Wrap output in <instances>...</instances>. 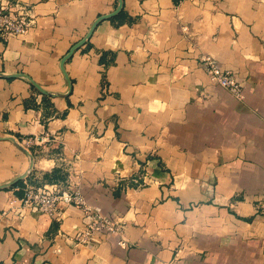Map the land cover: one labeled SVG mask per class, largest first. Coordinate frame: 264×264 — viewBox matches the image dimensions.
I'll return each instance as SVG.
<instances>
[{
	"label": "crops",
	"instance_id": "1",
	"mask_svg": "<svg viewBox=\"0 0 264 264\" xmlns=\"http://www.w3.org/2000/svg\"><path fill=\"white\" fill-rule=\"evenodd\" d=\"M115 0H0L30 21L0 34V73L65 93L58 62ZM64 62L65 96L0 77V264H264V0H122ZM204 57L239 97L210 82ZM100 58L101 61H100ZM42 96H45L43 98ZM75 189L114 233L22 207Z\"/></svg>",
	"mask_w": 264,
	"mask_h": 264
},
{
	"label": "built area",
	"instance_id": "2",
	"mask_svg": "<svg viewBox=\"0 0 264 264\" xmlns=\"http://www.w3.org/2000/svg\"><path fill=\"white\" fill-rule=\"evenodd\" d=\"M30 21L25 15L13 13L0 5V34L3 36H21L29 27ZM203 70L208 80L239 97V84L232 73L221 69L211 58H202ZM22 207L34 208L37 212L53 215L57 204L71 205L79 208L85 218L75 236L78 244H86L97 232L114 233L117 225L108 217L102 216L86 204L75 189H61L57 185L27 187L18 200Z\"/></svg>",
	"mask_w": 264,
	"mask_h": 264
},
{
	"label": "water",
	"instance_id": "3",
	"mask_svg": "<svg viewBox=\"0 0 264 264\" xmlns=\"http://www.w3.org/2000/svg\"><path fill=\"white\" fill-rule=\"evenodd\" d=\"M116 4L115 7L112 11L106 13V14H102L97 16L89 25L87 31L85 32V34L78 39L77 41H75L67 50L66 52L61 56V58L59 59L58 62V67L59 70L63 76L64 81L66 82L67 85V91L65 93H52L49 92L47 90H44L43 88H41L38 84H36L30 77H28L25 74L22 73H11V74H3L0 73V77H4V78H11V77H21L24 78L35 90H37L40 94L45 95V96H51V97H55V96H65L67 94V92L69 91L70 88V82L69 79L67 78L64 68H63V64L64 62L71 56V54L74 52V50H76L79 46H81L83 43L86 42V40L89 38L90 34L92 33L94 27L96 26V24L103 20V19H107L110 18L114 15H116L118 13V11L121 9L122 6V0H115ZM9 139L13 142V144L20 150L22 151L28 158V165L27 168L20 174L16 175L15 177H13L12 179L0 183V189L2 188H6L9 186H12L13 184H15L17 181L22 180L23 178L27 177L28 174L30 173L31 167H32V162H33V158L32 155L27 151L26 148H24L23 146H21L16 140H14L13 138L9 137Z\"/></svg>",
	"mask_w": 264,
	"mask_h": 264
},
{
	"label": "trees",
	"instance_id": "4",
	"mask_svg": "<svg viewBox=\"0 0 264 264\" xmlns=\"http://www.w3.org/2000/svg\"><path fill=\"white\" fill-rule=\"evenodd\" d=\"M121 14H122V10L120 9V10L118 11V13H117L116 15H114V17H118V16H120ZM101 59H102V58H100V61H101ZM42 97L45 98V96H42ZM21 182H22V181L19 180V181H17L15 184H13V186H17V185H19Z\"/></svg>",
	"mask_w": 264,
	"mask_h": 264
}]
</instances>
